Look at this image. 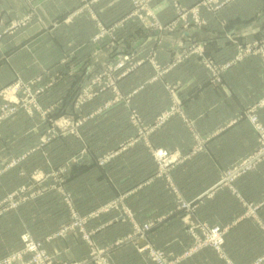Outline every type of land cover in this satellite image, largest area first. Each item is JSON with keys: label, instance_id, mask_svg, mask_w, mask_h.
<instances>
[{"label": "crops", "instance_id": "crops-1", "mask_svg": "<svg viewBox=\"0 0 264 264\" xmlns=\"http://www.w3.org/2000/svg\"><path fill=\"white\" fill-rule=\"evenodd\" d=\"M183 1L186 5L196 2ZM79 4V0H0V31L10 28L11 22L18 18L28 14L33 16L32 22L13 35H5L0 41V90L15 79V72L28 80L44 70L60 66L67 57L66 50L76 51V54L73 53L76 60L84 55L89 57L87 54L96 47L107 51L108 40L99 44L90 42L97 32L92 20L83 17L74 22H62L67 13ZM153 7L161 22L172 20L174 12L168 0H155ZM95 8L106 24L126 16L131 10L128 0H100ZM202 16L208 22L206 26L182 31L181 35L178 32L170 34L163 38L164 45L170 47L177 43L189 45L201 42L212 55L231 58L239 43L264 37V0H234L219 13L204 10ZM54 21L58 25L54 26ZM122 34L120 42L123 48L132 47L133 51L142 54L154 43L153 35L157 32L144 35L140 24L132 21ZM67 43L71 48L67 47ZM167 55L169 53L164 54L163 58L167 59ZM160 61L167 63L169 60ZM153 73V68L146 63L126 80L130 81L129 87L137 86L147 81ZM167 86L176 87L179 107L194 119L195 130L206 138L202 152L173 170L172 185L153 177L156 164L148 153L140 151L135 154L131 152L136 163L132 170L124 164L126 168L122 167L121 157L104 167L76 164L67 172L65 188L74 197L78 198L80 194L81 212H88L106 200L127 192L130 193L127 198L129 206L134 210H146V215L151 217L157 210L176 209L175 206H179L176 201L183 198L197 208L193 214L194 220L202 218L227 230L225 252L228 259L223 260L213 249H205L180 264H251L264 253V160L239 176L234 183L223 187L216 184L224 170L249 158L257 147V136L246 113L264 98V59L254 56L243 60L224 74L221 84L212 83L202 60H186L163 82L149 85L133 99V105L147 123L153 122L157 114L171 105ZM259 113L264 122V108ZM26 130V123L21 119L2 124L0 164L13 154L10 151H22L26 145L39 143V131L36 129L37 135L29 137L25 134ZM195 142L189 126L178 117L158 128L149 140L152 147L164 148L177 156L188 154ZM138 146L137 149L141 150L142 145ZM74 153L73 149L65 153L54 152V167H58V161L65 162ZM42 156L40 152L32 154L25 168L26 176L14 169L1 178L0 201L19 185L25 184L28 174L40 168L44 162ZM25 202H19L16 209L0 216V257L7 253L9 247L23 246L20 237L26 231L36 239H43L54 233L58 224H64V220H58L55 209L41 212L36 210L35 200ZM253 209L257 210L256 216H250ZM167 217L164 226L183 223L179 212L171 216L167 214ZM110 218L112 216L104 215L92 221L91 226L97 228L96 237L110 241L127 234L123 230L128 225L125 221ZM27 222L38 226V231L27 230ZM153 235L154 230L148 234L150 242ZM180 236L185 237V234ZM67 238L45 242V248L52 256L67 257L70 252L67 246L73 240ZM113 258L115 264H154L147 253L139 252L133 245L117 249Z\"/></svg>", "mask_w": 264, "mask_h": 264}, {"label": "rangeland", "instance_id": "rangeland-1", "mask_svg": "<svg viewBox=\"0 0 264 264\" xmlns=\"http://www.w3.org/2000/svg\"><path fill=\"white\" fill-rule=\"evenodd\" d=\"M154 1L155 0L151 2L150 6L155 18L161 22L153 7ZM197 1L198 0L192 5H186L183 0H180L182 5L186 8H192ZM233 1L234 0L228 2L226 7ZM99 2L100 0H79L80 4L71 9L62 22H74L83 17L92 20L96 24L97 32L91 37L90 42L99 44L104 40H108V44L106 45L108 48L107 51L103 52L100 48L96 47L92 52L87 54L90 55L89 57L84 55L85 57L76 60L75 56L73 57V53L76 54L77 52L72 49L66 50L67 57L61 61L60 66L44 70L42 74L28 80L24 79L19 72H15V79L0 90L1 92L13 84H16L19 80L27 84L38 81L37 83L40 87L44 88L43 94L39 98L33 93H26L25 95L21 93L20 95L11 97V104H16L15 102H17L20 108L17 114L6 122L14 119L25 121L27 129L25 134L29 137H34V135H37L35 133L37 129L39 131L40 141L37 144L26 145L22 151H10L13 154H11L5 162L0 164V172H2L0 173V180L4 175L8 172H12L14 169L20 170V174L26 176L27 172L25 168L32 159V154L35 152L42 153L44 162L40 165V168H36L31 174H28L25 184L19 185L16 189L9 192L8 195L0 201V206L3 204L9 206V200L11 202H24L26 200L25 203H31L35 200L36 210L38 211L43 212L42 210L44 209H55L58 220H64V224H58L59 226L54 233L45 236L43 239H36L27 231L24 235H30L35 240L43 241L44 245L45 242L48 243L57 239H66L67 237L73 238V240L69 242V246H67L70 251L67 257L62 258L56 254L52 256L48 252L53 257V260L62 263L115 264L113 258L115 251L133 245L139 252L147 253L149 259L154 264H180L185 260L193 258L205 249H213L212 247H203L206 240L209 239L210 229L219 226L221 229L225 230L226 235L227 230L220 225H212L208 220L202 218H195L194 220L193 214L197 208L183 209L182 203H190L183 198H179L180 200L178 199L176 201L179 205L178 207L175 206L176 209L168 211L157 210L151 217L146 215V210H134L129 206L127 198L130 193L127 192L106 200L100 206L88 212H81L79 200L82 199L78 200V198H81L80 194H78V198L74 197V195L65 188L64 182L68 178L67 172L71 170L72 166L81 163L96 164L100 167H104L110 164L115 158L119 157L122 158L120 160L122 167H127L132 170L136 164L135 160H133V154L141 151L140 153L143 154L148 153L156 164V172L153 177L166 180L171 184V182H173V170L179 164L190 160L194 155L202 152L206 146V138L195 130L193 126L194 119L190 118L188 114L179 107L177 102L178 97L176 96L177 91L174 89L176 88L175 86H167L171 96V105L157 114L154 121L151 123L145 121L143 114L133 105V99L149 85L163 82L164 78L169 73L186 60H215L218 64H225L238 55L240 47L254 50V53L244 60L254 56H261L264 59V37L249 43H239L236 48V53L231 58L214 56L206 49V57L200 58L197 54L190 53L194 52L195 44L203 43L192 42L189 45L177 43L167 47L163 43V38L171 36L170 34L176 32L181 35L182 31L191 28L202 29L204 26H190L185 28L180 25L173 31H157L152 28L147 30L148 28H146L145 24L148 21L144 23L135 18L128 19L133 12L129 0L128 2L131 7L130 12H128L126 16L123 15L116 19L114 22L106 24L100 18L99 12L95 8ZM168 4L173 9L174 16L172 20L167 23L161 22L163 24H168L176 18V12L174 11L171 0H168ZM207 12L217 14L220 11ZM204 20L207 25V20L205 18ZM32 21V14L14 20L11 22L10 28L0 31V41L5 35H13L15 31L25 27ZM132 21H136L140 24V29L144 35L157 32V34L153 35V37H155L154 43L148 46L142 54L133 51L132 47H128L125 50L120 42L123 30H126L128 24ZM53 25H58V22L54 21ZM103 27L109 31V34L100 40H95L100 34V29ZM132 37L131 35V40L133 39ZM67 47L71 48L68 43ZM167 53H169V56L167 55V59H164L163 55ZM126 56H130V61H128L123 68L119 69L118 64L120 60ZM160 60L169 61L167 63H162ZM146 63L153 68L154 73L152 76L147 81L137 86L129 87L130 81L127 80L138 68ZM162 70H164L165 73L163 75L158 74L159 71ZM154 78L158 79L154 81ZM142 86H144L143 89H141ZM34 88H37V86ZM37 106L39 109H37ZM249 111L246 113L247 120ZM167 113L174 114L169 117L167 122L162 123L161 120ZM177 117L189 126L190 134L196 141L188 154L184 156L181 154L177 156L175 153L169 152L164 148L152 147L149 143L150 137L158 128H162L169 121ZM256 136L258 144L249 157L258 155L261 150L257 133ZM138 144L142 145L141 150L137 149L139 147ZM69 149H73L75 152L74 155L65 162L58 161V167L55 168L53 153H65L69 151ZM161 149L168 151L170 158H173L174 161L166 165L164 161L156 158V152ZM131 152H133V154H131ZM93 154L98 156H94ZM143 162L144 161H141V163ZM123 164L126 165V167ZM236 164L222 172L216 184L217 187L228 185L224 179L228 176L229 171L238 165ZM150 180L151 178L149 181ZM42 181H44V183L46 182V184ZM147 181L145 183H148ZM40 182L42 184H38ZM23 188H26V191H21ZM46 197L49 199L46 200ZM106 205H116L118 209L114 208L108 212H103L98 218H89L92 213ZM73 211L78 212L82 218L88 217L86 229L92 234L91 238L86 239L78 229L71 228V231H69L67 235L58 236L53 239L54 234L62 231L65 227L67 228L72 222ZM178 212L181 213V218L183 220L182 225L175 223L164 226V220L168 218L167 214L171 216L172 213ZM104 215L112 216L110 219L118 218L119 220L122 219L125 221L128 225L123 230H125L124 233L127 232V234L121 238H113L110 241L96 237L97 228L92 227L91 223ZM256 215L257 210H250V216ZM145 224H151L153 226L151 231L147 233L141 231L142 226ZM26 228L31 232H36L39 229L38 226L30 225L28 222ZM152 230H154V235L153 241L150 242L147 237ZM183 233L185 237L180 236ZM24 235L20 237L22 244L24 242L22 239ZM23 246L9 247L6 251L7 253L0 257V260L10 253L21 251ZM225 248L226 243L224 250H226ZM263 255L254 259V262L251 264H255ZM220 257L226 261L228 259L227 256L223 257L220 255ZM30 259L31 257L26 260L29 261Z\"/></svg>", "mask_w": 264, "mask_h": 264}, {"label": "built area", "instance_id": "built-area-1", "mask_svg": "<svg viewBox=\"0 0 264 264\" xmlns=\"http://www.w3.org/2000/svg\"><path fill=\"white\" fill-rule=\"evenodd\" d=\"M132 5V14L128 17L135 18L140 21H148L145 25L147 30L149 28L157 31H173L177 26H184L188 28L190 26L201 27L206 25V21L202 16V12L205 10L209 12H218L223 10L226 7V4L231 0H198L197 3L192 8H186L182 5L180 0H171L172 5L174 7V11L176 12L175 20L171 21L168 24H163L158 21L151 9V2L153 0H129ZM109 34V31L104 27L100 29V34L96 37L95 40H100ZM194 52L190 54H197L200 58H205V46L203 44H195ZM250 48L244 49V47H240L238 51V55L225 64H218L215 60H202L204 67L208 70L210 79L213 84H221L223 81L224 74L234 68L236 65L241 63L244 59H246L249 55L254 53V50ZM188 55V54H187ZM133 57V56H132ZM121 59V58H119ZM130 56L124 57L120 60L118 64V68L121 69L125 66V64L130 61ZM165 73L164 70L159 71L158 74L163 75ZM158 78H154V81ZM35 81L31 84H27L21 80H19L16 84L2 90L0 92V130L1 125L6 122L8 119L13 117L19 111V103L11 104L12 99L16 95H20L21 93L25 95L26 93L34 94L38 98L43 94L44 88H41L40 85ZM37 86V88H34ZM146 87V86H145ZM144 86L141 87L143 89ZM264 108V98L254 107H252L248 113V121L254 128L255 132L258 135V140L261 145V150L258 155L251 156L241 163H239L235 168L229 171L228 176L224 179L227 184H232L234 181L251 170L259 161L264 160V122L260 117V110ZM37 109L39 107L37 106ZM174 113H167L163 116L161 120L162 123L167 122L169 117ZM156 158L165 162L166 165L174 161L173 158H170V154L168 151L161 149L156 152ZM2 173V172H0ZM21 191H26V188H23ZM26 201V200H25ZM9 206L3 204L0 206V216L7 212L10 209H16L19 202H11L10 200ZM9 207V208H8ZM118 209L116 205H106L103 208L96 210L92 213L89 218H98L103 212H108L112 209ZM183 209H193L190 203H182ZM88 217L82 218L78 212L73 211L72 222L68 225V227L64 228L62 231L54 234L53 239L58 236H65L71 231V228L78 229L84 238L90 239L91 233H89L86 229ZM264 227V226H263ZM153 226L151 224H145L142 226L141 231L143 233H147L151 231ZM226 232L221 229L219 226L210 229L209 231V239L206 240L203 247H212L217 251V253L223 257L226 256L224 246L226 243ZM23 249L18 252H13L0 260V264H68L66 262H60L57 260H53V257L48 253L45 248L43 241H38L32 238L30 235L23 236ZM31 259L27 261L26 259ZM26 258V259H25ZM264 263V255L261 257L255 264H263ZM233 264V263H231Z\"/></svg>", "mask_w": 264, "mask_h": 264}]
</instances>
